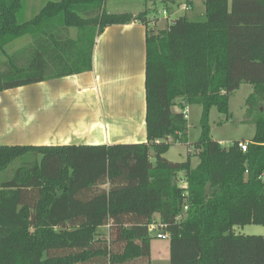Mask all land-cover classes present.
Wrapping results in <instances>:
<instances>
[{
	"label": "trees",
	"instance_id": "trees-1",
	"mask_svg": "<svg viewBox=\"0 0 264 264\" xmlns=\"http://www.w3.org/2000/svg\"><path fill=\"white\" fill-rule=\"evenodd\" d=\"M203 2V18L158 28L150 10L109 12L104 0H47L23 20V0H0V91L91 70L110 24L146 28L145 142L0 145V172L11 171L0 180V264H150L152 222L169 235L170 264H264V235L234 231L264 225V0ZM26 34L28 45L5 52ZM242 83L253 87L246 150L221 145L208 126L209 109L228 114ZM182 101L202 106L191 143ZM175 142L186 160L165 157Z\"/></svg>",
	"mask_w": 264,
	"mask_h": 264
},
{
	"label": "crops",
	"instance_id": "crops-1",
	"mask_svg": "<svg viewBox=\"0 0 264 264\" xmlns=\"http://www.w3.org/2000/svg\"><path fill=\"white\" fill-rule=\"evenodd\" d=\"M46 1L29 0L24 19ZM145 38L139 22L110 24L95 37L91 70L0 91V145L145 142Z\"/></svg>",
	"mask_w": 264,
	"mask_h": 264
},
{
	"label": "rangeland",
	"instance_id": "rangeland-1",
	"mask_svg": "<svg viewBox=\"0 0 264 264\" xmlns=\"http://www.w3.org/2000/svg\"><path fill=\"white\" fill-rule=\"evenodd\" d=\"M176 3H180L181 9H175L177 11L170 12L172 4H167L162 1L151 0H105L104 8L109 12H132L148 9L151 11L150 16L153 17L155 25L158 28L164 27L166 23H169L171 19L187 13L192 19L203 18L205 8L203 0H194V13L185 11L187 4L185 0H174ZM229 3L232 0H228ZM32 2V0H31ZM29 0H23V8L19 13L18 19L23 20L32 12V6H30ZM178 7L177 5L174 8ZM155 17V18H154ZM71 36L77 34V30L74 27L71 29ZM31 42L30 35L18 36L15 39L8 42L4 49L5 52L11 54L12 52L28 45ZM4 58V55H0V60ZM252 90V85L249 83H242L237 90H235L229 96V112L228 114L221 113L215 106L209 109L208 114V126L209 136L220 142L223 146H228L233 141H244L246 143L250 141L255 133V125L246 117V105L245 100L248 94ZM188 119H187V131L185 133V141L191 143L196 141L202 131L201 116L202 106L199 104L191 103L188 107ZM167 159L173 161H184L188 157L186 144L175 142L173 143L167 152L165 153ZM18 162L14 161L10 164L9 168L16 166ZM191 167H195L198 163V159L195 156H190ZM10 169L0 172V180L9 176ZM102 231H105L102 228ZM158 230L150 232V264H170L168 259V238H157L156 233ZM237 233L244 235H264V225L261 224H246L237 227Z\"/></svg>",
	"mask_w": 264,
	"mask_h": 264
},
{
	"label": "built area",
	"instance_id": "built-area-1",
	"mask_svg": "<svg viewBox=\"0 0 264 264\" xmlns=\"http://www.w3.org/2000/svg\"><path fill=\"white\" fill-rule=\"evenodd\" d=\"M181 110H182L183 114L185 115V117H187L188 116L187 115L188 114V104L186 101L181 102ZM241 148H242V150H246L247 144L241 143ZM160 226H162V225H160ZM148 229L150 232L156 231V230H158V224L156 222H152L149 224ZM156 237L164 239V238H168L169 235L166 232L158 230V232L156 233Z\"/></svg>",
	"mask_w": 264,
	"mask_h": 264
}]
</instances>
